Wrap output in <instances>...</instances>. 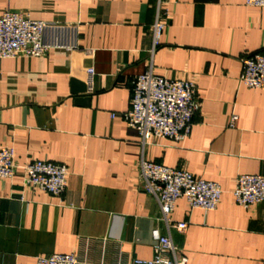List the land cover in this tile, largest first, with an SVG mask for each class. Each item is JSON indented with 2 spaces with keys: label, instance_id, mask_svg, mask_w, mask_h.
Returning <instances> with one entry per match:
<instances>
[{
  "label": "crops",
  "instance_id": "1",
  "mask_svg": "<svg viewBox=\"0 0 264 264\" xmlns=\"http://www.w3.org/2000/svg\"><path fill=\"white\" fill-rule=\"evenodd\" d=\"M161 2L167 26L151 58L159 0H0V15L75 27L78 45L0 60V148L15 149L17 168L0 178V264L84 251L88 264L153 258L156 236L168 230L140 179L141 138L121 117L134 78L151 66L157 76L193 82L200 109L187 139L153 138L145 159L223 192L211 212L176 203L171 220L188 228L171 230L174 245L191 264H264V203L244 208L233 195L240 175L264 177V91L240 84L242 58L264 55V8ZM73 80L88 85L87 105L76 103ZM36 160L67 166L62 198L24 187V167Z\"/></svg>",
  "mask_w": 264,
  "mask_h": 264
},
{
  "label": "built area",
  "instance_id": "2",
  "mask_svg": "<svg viewBox=\"0 0 264 264\" xmlns=\"http://www.w3.org/2000/svg\"><path fill=\"white\" fill-rule=\"evenodd\" d=\"M249 7L264 8V0H245ZM166 13L159 0L155 23L152 26L153 49L160 45L166 29ZM77 32L72 26H61L33 20L28 13L8 10L0 15V60L10 58H38L51 50L76 49ZM94 70H88V83L92 82ZM240 84L248 89L264 91V55L260 53L242 58ZM200 105L197 87L193 82L168 80L157 76L151 66L147 72L133 80L130 109L121 115L124 122L141 138L142 157L140 179L147 194L153 196L159 206L168 235L156 236L151 259H134L132 264H191L171 238V230L185 232L188 223L173 222L171 215L176 203L184 199L191 209L211 212L217 209L222 199L219 184L194 176L178 168L149 162L144 150L153 138L181 142L189 137L195 114ZM116 118V114L112 115ZM237 120L233 116L232 121ZM16 151L0 148V178L16 175ZM67 166L41 160L29 162L24 167L23 185L37 188L54 197L62 198L68 187ZM233 195L236 203L249 208L264 203V177L253 174L240 175L236 180ZM87 252L42 256L36 264H88ZM122 264V261L118 262Z\"/></svg>",
  "mask_w": 264,
  "mask_h": 264
},
{
  "label": "water",
  "instance_id": "3",
  "mask_svg": "<svg viewBox=\"0 0 264 264\" xmlns=\"http://www.w3.org/2000/svg\"><path fill=\"white\" fill-rule=\"evenodd\" d=\"M72 84V95L75 97L76 103L87 105L90 100V98L86 96L88 92V85L78 80H73Z\"/></svg>",
  "mask_w": 264,
  "mask_h": 264
}]
</instances>
